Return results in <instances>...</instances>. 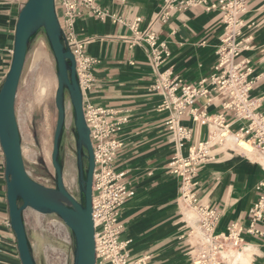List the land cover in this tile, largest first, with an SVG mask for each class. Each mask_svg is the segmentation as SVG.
I'll return each instance as SVG.
<instances>
[{"label": "crops", "instance_id": "1", "mask_svg": "<svg viewBox=\"0 0 264 264\" xmlns=\"http://www.w3.org/2000/svg\"><path fill=\"white\" fill-rule=\"evenodd\" d=\"M25 2L0 0V87L10 66L15 24ZM217 3L218 0L196 5H187L184 0H92L78 8L74 33L77 38L89 40L83 51L95 59L90 70L93 82L84 100L115 111V118L125 119L115 134L122 146L112 168L123 173L133 192L119 209L123 223L119 239L125 241L130 260L191 264L189 249L194 240L190 231L202 234L199 219L181 200L180 179L170 172L168 161L175 152L185 154L190 146L206 139L213 126L193 120L189 110L206 111L211 116L222 113L233 130L244 124L243 120H235L233 111L223 109L222 95L213 92L211 100L208 95H200L180 116L181 124L191 134L178 148L165 123L170 112L160 108L166 96L154 89L159 76L179 81L180 85H198L213 72L217 63L215 49L224 32L223 12ZM94 9L105 14L99 16ZM164 12H168L166 18L162 17ZM137 17L140 33L153 31L158 42L166 45L168 55L162 56L156 68L148 44L143 39L136 40L130 27ZM240 18L245 24L240 38L246 39V47L235 61L242 62V69H250V96L258 99V111H264V0H247ZM232 147L228 142L212 146L208 160L199 165L194 177L198 204L216 208L215 233L225 232L234 223L247 225L248 210L258 196L256 185L264 180V153L256 151L258 155H251ZM4 167L0 146V264H21L9 224ZM243 239L240 247L223 250L221 264L263 263L262 240L245 233ZM28 240L33 254L30 236Z\"/></svg>", "mask_w": 264, "mask_h": 264}, {"label": "built area", "instance_id": "2", "mask_svg": "<svg viewBox=\"0 0 264 264\" xmlns=\"http://www.w3.org/2000/svg\"><path fill=\"white\" fill-rule=\"evenodd\" d=\"M91 1L54 0L63 44L72 52L75 59L76 75L83 95V114L89 129L94 156L91 210L95 264H144V258L130 260L125 251V241L119 239L123 229L119 209L133 193L124 181L123 173L115 172L112 168V163L122 146V141L115 137V134L125 119L115 118V111L84 100V95L93 82L90 70L95 59L84 53V44L89 40L76 37L73 23L79 13V6L89 5ZM200 1L205 0H184V3L196 5ZM246 1L218 0L217 7L223 12L224 32L215 49L217 63L208 78L201 79L198 85H180L179 81L159 76L158 82L154 85L155 90L166 96L160 108L170 112L165 123L174 135L178 148L191 134L190 129L181 124L180 116L200 95H208V100H211L213 92L222 95L225 98L222 103L223 109L233 111L235 120L244 121L242 126L233 130L231 123L225 121L222 113L211 116L206 114V111L193 112L194 108H191L189 112L193 120L207 126L212 125L213 129L210 128L206 139L190 146L185 154L175 152L168 161L170 172L180 179L181 200L199 219L198 226L202 234H197L192 229L190 231L194 240L189 249L191 264H221L223 250L227 247H240L244 233L260 238L264 243V180H260L256 185L258 196L248 210L247 225L243 227L234 223L221 233L214 232L218 219L216 208L198 204L193 190L196 185L194 177L199 165L208 160L212 146L226 144L228 135L235 139H244L250 142L256 151L264 153V111H258V99L254 100L250 96L253 84L249 76L250 69H242V62L235 61L246 47L244 43L246 39L240 38L245 25L240 14ZM94 11L99 16L105 14L98 9ZM166 15L168 12H164L162 17L166 18ZM139 20L137 17L130 27L136 35V40L143 39L148 44L153 66L156 68L162 56L168 55L166 45L164 42H158L153 31L140 33L137 29Z\"/></svg>", "mask_w": 264, "mask_h": 264}, {"label": "water", "instance_id": "3", "mask_svg": "<svg viewBox=\"0 0 264 264\" xmlns=\"http://www.w3.org/2000/svg\"><path fill=\"white\" fill-rule=\"evenodd\" d=\"M43 30L54 57L57 86L54 104L57 111L53 131L51 165L54 186L34 180L27 172L21 147V134L15 112V99L33 36ZM66 97L72 108L75 131V156L80 198L64 186L59 159L60 141L65 123ZM0 146L5 159L6 198L21 264H37L32 254L23 211L31 208L40 214H56L73 237L71 264H95L94 225L92 218V175L94 156L89 129L83 114V95L79 87L75 59L64 46L54 0H26L14 29L12 58L0 87ZM84 159L85 162L84 163Z\"/></svg>", "mask_w": 264, "mask_h": 264}, {"label": "rangeland", "instance_id": "4", "mask_svg": "<svg viewBox=\"0 0 264 264\" xmlns=\"http://www.w3.org/2000/svg\"><path fill=\"white\" fill-rule=\"evenodd\" d=\"M40 37L46 42L43 30H39L29 44L23 74L16 93L15 112L20 127L25 168L34 180L52 187L54 186V169L50 154L57 118L54 104L57 86L56 66L47 42L48 53L44 56L36 55L34 44ZM65 113L59 159L64 186L79 199L75 156L76 138L72 108L68 98H66ZM84 163H86L85 159ZM25 216L27 233L32 239L36 263L71 264L73 237L70 229L65 227V224H61L62 220L56 214H40L31 208H26Z\"/></svg>", "mask_w": 264, "mask_h": 264}, {"label": "bare ground", "instance_id": "5", "mask_svg": "<svg viewBox=\"0 0 264 264\" xmlns=\"http://www.w3.org/2000/svg\"><path fill=\"white\" fill-rule=\"evenodd\" d=\"M47 42V40H46ZM46 42L45 40L40 37L38 38L36 41H35V44H34V50H36V55L37 56H44L46 55V53H48L47 51V47H46ZM48 44V42H47ZM49 47V45H48ZM23 74V73H22ZM67 98V97H66ZM18 120V119H17ZM29 120V119H28ZM21 122V121H20ZM21 124V123H20ZM24 125V123L22 124ZM21 125V126H22ZM20 129V127H19ZM212 129V128H211ZM23 131V129H22ZM24 135V134H23ZM26 135V134H25ZM27 136V135H26ZM227 142L229 144H231L233 147L239 149V151H242L244 153H248V154H251V155H257L258 153L256 152V150L253 148V146L250 144V142L244 140V139H235L233 136H230L228 135L227 136ZM230 146V145H229ZM231 147V146H230ZM232 147V148H233ZM28 172V171H27ZM53 214V213H52ZM62 225L64 224L63 221H61ZM65 226V225H64ZM66 227V226H65Z\"/></svg>", "mask_w": 264, "mask_h": 264}]
</instances>
